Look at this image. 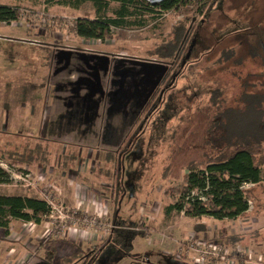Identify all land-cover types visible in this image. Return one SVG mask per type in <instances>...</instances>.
<instances>
[{"label":"rangeland","instance_id":"obj_1","mask_svg":"<svg viewBox=\"0 0 264 264\" xmlns=\"http://www.w3.org/2000/svg\"><path fill=\"white\" fill-rule=\"evenodd\" d=\"M47 1L0 0V6L18 13L17 19L9 24L0 23V123L5 122L7 132H13V124L20 113H29L33 109L42 112L44 99L52 100L56 94L74 96L70 102L51 101L49 105L55 109H64L63 105H66L69 110L85 112L88 122L90 115L93 120H96L95 115L99 122L102 121L103 133L99 134L98 129L95 135L102 137L105 148L115 150L87 149L85 152L91 159L99 157L102 162L109 151L121 154L129 149L123 156L126 202L132 204V212L140 205L141 214L136 219L133 216L125 225L116 222L108 210L112 201L117 205L118 197L109 196V205L108 192L97 196L94 204L87 201L97 207V211L72 208L55 182H46L49 176L46 157L40 158L42 163L38 158L34 160L31 150L34 143L25 135L7 134L5 138L0 137V143L5 141L7 145L0 156V167L8 173L10 181L0 183V195L51 201L54 208L62 212L59 214L55 210L44 218L41 229H33L32 223L27 225L20 221L19 231H15L11 239L27 236V243L33 241L36 247L32 246L17 264L44 259L45 252L52 247L46 246L50 237L53 241L70 239L76 243L80 235L84 240L90 239V235H101L103 241H109L120 229L147 236L145 240L141 237L135 240L133 252H137V246L141 244L142 248L156 249V240L164 239L167 231L162 227L157 230L150 221L158 214L160 217L164 206L177 199L172 196V190L181 189L190 164L204 165L209 157H215L218 150L226 146L222 141L215 146L210 138L212 133L216 134L215 124L222 119L220 113L241 108L244 91L264 97L261 60L255 58V53L238 48V42L243 43L245 39L231 35L225 45L215 51L210 46L213 42L210 38L203 43L202 38L197 37L199 49L195 46L187 50L184 46L182 50L187 53L184 62L178 59L168 65L161 58L176 42L173 29L183 20H187V25L196 24L201 19L200 14H185L182 10L179 14L163 13L157 18L146 16L147 22L142 27L122 31L111 29L110 34L114 36L111 39L85 40L74 33V22L94 19L92 4L86 2L79 9H71L59 5V0ZM213 2L201 0L199 3L206 15L212 7H220V0L214 6ZM117 7V4H110L107 16L112 17ZM219 20L212 25L207 22L200 32L211 37L213 34L214 40L222 43L225 35L234 34L239 28L236 22L227 23L223 28L222 18ZM247 40L254 41L253 38ZM225 47L226 51L236 49L230 60L222 54ZM260 151L257 159L264 155V147ZM79 153L80 149L74 150L71 146L57 148L49 159L50 165L57 168L56 165L70 159L79 162L86 157L83 154L80 158ZM38 165L44 172L37 171ZM60 168L58 173L62 172ZM24 174H28L29 179L19 180ZM261 179L262 187H244L253 193L251 206L236 220L194 219L181 214H173L170 223L164 220L168 231L184 227L183 239L175 242V249L171 246L166 248L167 251L196 258L197 251L179 252V248L185 247L187 240L197 238L201 243L220 246L218 254L208 250V261L214 264H264V166ZM112 183L114 185V181ZM105 205L107 214L103 213ZM193 224L194 228L191 227ZM179 230L180 227L177 235H172L175 239L180 238ZM115 241L117 236L106 246L107 253L113 250L114 255L118 252L129 254L126 245ZM41 246L46 249L40 251ZM101 249L102 246H96L92 252H85L88 253L85 258ZM52 258L56 264L58 258ZM96 259L98 256L82 262L94 264ZM104 259L98 264H103Z\"/></svg>","mask_w":264,"mask_h":264},{"label":"trees","instance_id":"obj_2","mask_svg":"<svg viewBox=\"0 0 264 264\" xmlns=\"http://www.w3.org/2000/svg\"><path fill=\"white\" fill-rule=\"evenodd\" d=\"M58 2L59 5L71 9H79L86 2L92 4L95 18L78 19L74 22V33L85 40L111 39L114 37L110 34L111 29L122 31L125 28L142 27L147 22L146 16L157 18L163 13L179 14L182 10L185 14L191 12L200 14L201 19L196 24L187 25V20H183L173 29L176 42L161 58L162 62L168 65L178 59L179 62L184 61L187 53L183 52V47L185 46L187 50L190 47L194 48L197 37L202 38L203 43L209 38L213 41L211 35L200 32L207 22L213 24L199 6L201 0H164L157 4H151L147 0H59ZM112 3L117 4L118 7L113 11V16L108 17L109 6ZM17 16L16 10L0 6V23L9 24L16 20ZM242 38L245 42H238L240 45H237L238 48L248 50L251 54L255 53V58L261 60L263 72L260 76L264 79V44L255 40L250 42L246 36ZM221 41L222 43L215 40L214 46L210 44L213 51L223 46L227 40ZM196 48L199 49V46ZM224 50L222 54L229 60L234 56L233 53H236V49ZM173 76L175 77V74ZM242 97L241 108H232L220 113L222 119L215 124L216 134L212 133L210 136L215 146H219V142L222 141L226 145L225 148L218 150L219 154L215 157H209L204 165L188 166L183 177V186L181 189L172 190V196L177 199L166 208L167 214L176 212L183 213L189 218L209 217L222 221L236 220L248 212L253 193L244 189V186L262 187L263 183L261 170L264 166V155L259 159L256 156L261 152V147H264V121H262L264 97L245 91ZM215 104L218 105L216 102ZM128 151L129 149L121 154L110 155L118 163L116 177L119 176V180L123 175V156ZM9 177L0 167V183H8ZM49 213V206L41 199L0 195V227H7L11 220L40 225ZM115 213H118L117 205Z\"/></svg>","mask_w":264,"mask_h":264},{"label":"crops","instance_id":"obj_3","mask_svg":"<svg viewBox=\"0 0 264 264\" xmlns=\"http://www.w3.org/2000/svg\"><path fill=\"white\" fill-rule=\"evenodd\" d=\"M216 1L214 0L213 6L215 5ZM212 8L207 16L213 24L218 23L220 18H222L223 28L227 23H238L239 29L236 30L237 32L234 34L232 32L225 35L224 39L228 40L231 35H235V37L238 39L240 37L241 39H244L242 36H246L248 39L253 38V40L260 41L261 44H264V0H220V7L215 9ZM212 39V44L214 46L215 37L213 34ZM33 43L37 42L33 41ZM59 95L62 96L60 97ZM55 97L59 99H55ZM73 97L74 96L71 95L56 94L54 95L55 101L54 99H44L45 107L42 112H37L35 109H33L29 113H20L18 120L13 124L15 125V130L13 132L10 130L7 132L5 128L6 123L2 121L0 123V137L5 138L7 137V134H19L25 135L26 138H29L30 141L34 143V146L31 148V150L34 152V160L37 161L38 158V162L42 163L40 158L43 157L42 159H44V157H46L44 161L48 166L47 172L49 174V176L46 178V182L50 181L51 184L52 182H55L54 184H56V186H58L61 190V195L65 198V201L72 206V208H75L79 211H83L85 209L90 210L91 212L97 211L99 209L91 204H87V201H91L94 204L97 202V196L100 194L104 195L105 192H108L110 193L108 195L109 205L111 203L109 196L118 197V213H115V203L111 204L112 209L109 207V210L107 205L103 206L105 209L103 213L107 214L108 210L111 214H113V219H116V222H119L123 225L126 223L128 224L129 219H132L133 216H135L133 219H136L140 216V205H138L135 212H132V204L129 205V203L126 202L124 177L122 175L121 180H119V176L116 177L118 171L116 166L118 163L115 162L114 158L110 156L112 151L106 153L102 162H100L101 159H98L99 157H92L91 159V157H89L85 152L87 149H89V151L99 149L106 151L115 150L113 147L105 148V146H103L102 137H97L95 135L98 129L99 134L103 133L102 129H104V126L102 121L99 122L95 115L94 118L96 120H93V116L90 115L88 122L86 120L87 113L85 112L81 113L79 110H69L68 107L66 108V105H63L64 109H55V106L50 107L49 105L51 101L70 102L74 100L72 99ZM3 128L4 130H2ZM63 146H71L74 150L80 149V153L78 154L80 158L83 157V154H85L86 157H83V159L79 160V162H76L75 159L65 160L64 163L61 162L60 165H56L57 168H53L50 165L51 162L49 161V159H51V155L53 154V150L57 148H63ZM87 146L90 147L87 148ZM6 147L7 145L5 141L0 143V156ZM58 167H61V173H58ZM65 168H68L66 170L67 172L65 171ZM37 169L39 172H44V169L39 165L37 166ZM83 172H86L88 175ZM50 178L53 179L50 180ZM112 179L114 181V185L112 183ZM97 184L100 186L99 188L102 189L103 193L97 190ZM120 184L121 186H119ZM16 197L26 196L16 195ZM171 204L169 203L164 206L165 208L163 209V213H161L162 215L160 217L158 214L154 221H150V224L156 227L157 230H160L162 227L167 231L164 239H155L157 245L156 249H149L148 247L147 249L142 248L141 244L137 246L139 250H137V252H133L135 240L139 237L145 240L147 236L133 232H126L121 229L120 231L113 233V235L110 237L111 240L109 239V241H103L104 237L101 235H90V239H87L89 240V243H87V240L83 239V235H80V238H78L76 242L77 244L74 241L71 242L70 239L53 241V239L50 237V239L46 242V246L52 247H50L49 251L45 252L44 259L30 264H54L52 257L55 259L58 258L56 260V264H58V261L60 264H66V262H71L73 260H75V263L73 262L74 264H83L82 261L90 259L92 260L97 256L98 259H96L97 261H94V264H98V261H101L104 257L105 259L103 264H198L195 262L194 258L190 259L189 257H181L177 254L173 255L166 249L167 247L171 246H173L175 249V242L177 240L180 241L184 237V227L178 226L180 227L179 233L181 234L179 239H175L172 235H177L178 227L168 231L164 225V220L170 223L169 221H171L173 214L183 215V213L176 212H170L167 214L166 208ZM156 207L157 209L159 208L158 206ZM43 223L44 221L40 225L32 223V228L34 229L36 227L41 229ZM25 224L29 225L30 223ZM195 224H193L191 227L194 228ZM20 226L21 223L19 220H11L9 221L7 227H0V264L19 263L18 261L22 255L28 254L29 249L32 246H35L33 241L32 243H27V236L22 238L19 235V238H13V240L11 239L12 235H14L13 233L15 231H19L18 228ZM66 234L68 236L69 233ZM115 236H117V241L115 242L124 244L130 249L129 254L118 252L117 255H114L113 250L111 251L112 253H107L106 246L115 238ZM96 246H102V249L96 251L94 254H91L90 252H92ZM43 249L46 248H44V246L39 247L40 251ZM174 249L172 251H175ZM87 251H90V255L86 259L85 257L88 255V253L85 254V252ZM100 251L101 253H99ZM207 264L214 263L213 261H209Z\"/></svg>","mask_w":264,"mask_h":264},{"label":"built area","instance_id":"obj_4","mask_svg":"<svg viewBox=\"0 0 264 264\" xmlns=\"http://www.w3.org/2000/svg\"><path fill=\"white\" fill-rule=\"evenodd\" d=\"M27 179H29V175L28 174H24V175H22V177L19 180L26 181ZM43 201H45V203L50 208L49 215L51 213H54L55 210L59 214L62 213L61 211H59V210L54 208L53 203L51 201H47V200H43ZM249 206H251V202H249ZM29 225H31V224H29ZM184 244H185V247H181L180 246L179 252H183V251H185L187 249L189 251H191V252L192 251L193 252L197 251V253H196L197 256L194 259H195V262H197L198 264H203V263L205 264L206 262H209L208 261L209 258L207 257L208 256V250L211 249L212 252H214V253L216 252L217 254L219 253V250H220V246L219 245L211 244V243H201L200 240H198L197 238L189 239ZM200 246H201V248H200ZM199 250H200V252H199Z\"/></svg>","mask_w":264,"mask_h":264},{"label":"water","instance_id":"obj_5","mask_svg":"<svg viewBox=\"0 0 264 264\" xmlns=\"http://www.w3.org/2000/svg\"><path fill=\"white\" fill-rule=\"evenodd\" d=\"M149 3H151V4H157V3H160V2H162V1H164V0H147Z\"/></svg>","mask_w":264,"mask_h":264},{"label":"flooded vegetation","instance_id":"obj_6","mask_svg":"<svg viewBox=\"0 0 264 264\" xmlns=\"http://www.w3.org/2000/svg\"><path fill=\"white\" fill-rule=\"evenodd\" d=\"M192 48H193V47H192ZM192 48H191V49H192ZM181 62H184V61H181ZM174 63H175V62H174ZM172 64H173V63H171L170 65H172ZM175 76H176V75H175Z\"/></svg>","mask_w":264,"mask_h":264}]
</instances>
